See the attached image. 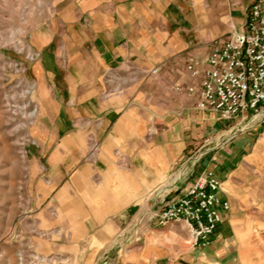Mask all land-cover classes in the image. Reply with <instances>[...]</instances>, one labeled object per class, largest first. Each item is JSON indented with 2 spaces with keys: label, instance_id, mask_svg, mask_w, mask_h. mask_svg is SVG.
Segmentation results:
<instances>
[{
  "label": "crops",
  "instance_id": "0c3cea01",
  "mask_svg": "<svg viewBox=\"0 0 264 264\" xmlns=\"http://www.w3.org/2000/svg\"><path fill=\"white\" fill-rule=\"evenodd\" d=\"M251 1L67 3V27L49 36L31 66L33 207L22 227L43 233L40 251L66 264H199L185 237L136 217L211 169L205 160L193 169L188 154L216 116L172 87L198 82L208 43L241 31ZM219 195L227 200L223 187Z\"/></svg>",
  "mask_w": 264,
  "mask_h": 264
},
{
  "label": "rangeland",
  "instance_id": "374dc122",
  "mask_svg": "<svg viewBox=\"0 0 264 264\" xmlns=\"http://www.w3.org/2000/svg\"><path fill=\"white\" fill-rule=\"evenodd\" d=\"M78 1L0 0V264L67 263L59 255L40 251L37 243L43 233L22 224L25 219L31 223L33 207L28 195L36 124L31 66L49 36L67 27L61 20L67 17V3ZM213 120L212 128L199 132L188 155L195 160L193 169L203 160L211 165L222 182L228 209L208 243L196 248L199 264H264V116L240 122ZM251 130L255 133L246 143L226 149L232 138ZM157 200L136 219L155 221L152 214L161 203ZM167 229L186 238L184 248L191 247L182 222L168 224Z\"/></svg>",
  "mask_w": 264,
  "mask_h": 264
},
{
  "label": "built area",
  "instance_id": "2783aa9c",
  "mask_svg": "<svg viewBox=\"0 0 264 264\" xmlns=\"http://www.w3.org/2000/svg\"><path fill=\"white\" fill-rule=\"evenodd\" d=\"M203 63L196 84H176L172 89L194 96L197 109L213 112L220 120L252 121L264 116V0L249 3L241 31L224 33L208 43ZM196 65L190 61L185 68L194 75ZM220 190L219 177L204 166L178 193L161 198L152 216L161 226L182 222L190 246L204 247L228 209Z\"/></svg>",
  "mask_w": 264,
  "mask_h": 264
}]
</instances>
